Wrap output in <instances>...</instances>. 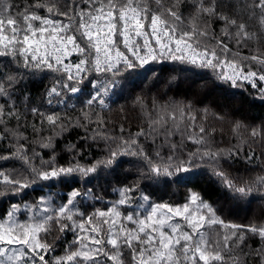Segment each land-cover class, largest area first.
<instances>
[{
    "label": "snow or ice",
    "instance_id": "obj_1",
    "mask_svg": "<svg viewBox=\"0 0 264 264\" xmlns=\"http://www.w3.org/2000/svg\"><path fill=\"white\" fill-rule=\"evenodd\" d=\"M247 97L264 0H0V264H264Z\"/></svg>",
    "mask_w": 264,
    "mask_h": 264
},
{
    "label": "trees",
    "instance_id": "obj_2",
    "mask_svg": "<svg viewBox=\"0 0 264 264\" xmlns=\"http://www.w3.org/2000/svg\"><path fill=\"white\" fill-rule=\"evenodd\" d=\"M170 67L169 65H165V68ZM169 73L167 71H164L161 73L162 81L166 80ZM47 83V81H45ZM31 95L33 97H38L39 92L42 91V85L37 86L34 83H30L28 85ZM139 88H144L145 91L149 92V96L156 94L158 91H164V84L163 82L159 84H154L153 82L145 79L142 82L139 83ZM171 94V93H170ZM219 94L213 92L211 96H209V99L205 101V103H209L212 101H216L218 99ZM247 96V94H245ZM179 98V97H177ZM239 97H237V100L239 101ZM247 103H237L236 107L240 108V115L244 116L249 122L255 120L256 123L260 122V119L264 118V102H261L260 100L254 99L253 97H247ZM114 119H119V117L115 114H113ZM239 118V116L237 117ZM127 127V125H126ZM132 130H136V124L133 123L131 125ZM77 135L74 132L70 139L75 141L77 139ZM217 139H219V135L217 136ZM225 140L228 139L227 136L224 137ZM95 151V147L92 149ZM236 170H239L241 173L244 171V165L241 162L240 164L236 165ZM202 189L204 190V194L206 198L210 200H216L219 196V189L215 185L212 184L211 181L205 179V181L201 184ZM264 212V203L257 200L255 203H253L251 206H247L242 204L240 206V210L235 213L232 217H230L231 220L237 223L247 224L249 220H252L253 218H257L261 215V213ZM67 241H71L72 234L68 233L67 237L65 238ZM258 243V242H257Z\"/></svg>",
    "mask_w": 264,
    "mask_h": 264
}]
</instances>
